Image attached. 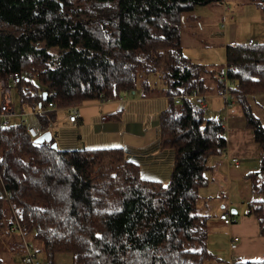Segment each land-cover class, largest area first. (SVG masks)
I'll return each mask as SVG.
<instances>
[{"label": "trees", "instance_id": "1", "mask_svg": "<svg viewBox=\"0 0 264 264\" xmlns=\"http://www.w3.org/2000/svg\"><path fill=\"white\" fill-rule=\"evenodd\" d=\"M225 1L0 0V81L18 75L19 103L31 109L40 104L41 128L54 119L55 111L46 110L49 101L66 109L132 92L169 99L159 113V145L174 151L166 183L143 179L118 148L54 149L53 137L33 140L24 124L0 126V177L13 195L10 203L0 199V225L7 232L18 220L26 237L42 242L45 264H55L57 254H70L72 264L213 259L207 247L211 204L200 190L211 161L226 150L225 127L206 118L194 101L176 103L175 97L192 91L222 95L226 84L228 103L238 105L243 127L259 146V170L246 175L257 197L245 215L256 218L264 236V124L250 103L264 94V42L226 45L223 79L221 68L192 62L181 45L182 26L198 19L191 11ZM243 1L258 5L264 17V0ZM156 73L161 88L149 81ZM49 91L54 95L42 100ZM22 248L20 240L13 252Z\"/></svg>", "mask_w": 264, "mask_h": 264}, {"label": "crops", "instance_id": "2", "mask_svg": "<svg viewBox=\"0 0 264 264\" xmlns=\"http://www.w3.org/2000/svg\"><path fill=\"white\" fill-rule=\"evenodd\" d=\"M221 10L223 16L226 13L222 24L226 38L227 35L229 36L228 29H230L227 24L235 22V17L232 14V8L227 11L230 14H227L222 7ZM231 28H233L232 25ZM13 91L16 92V89ZM203 95L206 100V105L202 107L204 110L218 109V102L222 101L221 94ZM250 99L254 114L264 124V94H255ZM231 103L232 106L230 105L231 107L225 111L224 119H222L223 105L220 115L216 117L225 127L226 150L211 161L210 169L205 173L208 183L206 188L200 190V196L204 200L209 201L220 197L217 204H211L209 229H214L216 225L227 226L219 219L221 213L225 211L235 213L232 217L235 221L230 224L229 244L227 241L226 249H230L231 239L237 237L239 240L227 256L220 254L228 264L234 260H264V236L259 234L256 218L245 215L247 210L245 203L252 199L251 184L249 180H246V175L259 170L260 150L254 141L252 131L243 127L239 111H234L235 101ZM253 103L261 108L258 110L261 114L254 109L256 105L254 106ZM168 104L169 99L163 94L142 96L133 92L108 101L86 100L77 105L79 115L74 123L68 121L67 108L51 110L46 107L48 111H55L54 119L49 122L46 129L51 132L57 148L61 150L118 148L126 161L139 167L140 176L143 179L166 183L172 171L174 151L170 148H161L159 145V113L166 109ZM27 108L29 110L26 112ZM26 109L12 116L20 120V123L16 125L26 126V114L41 110L40 104L35 109L26 105ZM117 112H119V118H110ZM10 118L8 126L15 125L11 124ZM232 158L238 160L237 166L232 163ZM232 183L240 186L238 197L232 195ZM213 243L216 242L212 238L210 243H207V247L215 257L218 250H215Z\"/></svg>", "mask_w": 264, "mask_h": 264}, {"label": "rangeland", "instance_id": "3", "mask_svg": "<svg viewBox=\"0 0 264 264\" xmlns=\"http://www.w3.org/2000/svg\"><path fill=\"white\" fill-rule=\"evenodd\" d=\"M225 3L228 4L229 8H232V14H234L235 17V22L227 24L230 29H228L229 36L227 35L226 38L224 37L225 28L222 25L224 16L226 17V13L224 16L222 15L221 7L223 9V5H203L196 7L191 13L198 18L197 21L187 22L181 28V45L185 56L194 63L207 65L214 70L225 68V46L228 45L230 41L236 40L241 44L246 43L249 37H253L257 43L264 42V17L261 8L255 3L245 2L243 0H226ZM227 14H230V12H227ZM231 25L233 28H231ZM148 78L153 87H162L159 74H151ZM226 87L228 88L227 84ZM1 98L2 95L0 91V101ZM13 98L17 113L21 112L22 109H26V105H21L19 103L15 91H13ZM224 99L225 97L222 96L223 103L222 101L218 102V109L212 110L206 108L204 110V116L206 118H216L220 115L223 105L222 112H224V114L222 113V119H224L226 109L231 107L225 103L226 100ZM253 105L255 106L256 104L253 103ZM233 109L234 111H239L236 103ZM254 109L258 111L261 108L256 105ZM28 110L27 108L25 111L27 112ZM258 113L261 114L259 111ZM10 122L16 125L20 123V120L12 117L10 118ZM239 193L240 186L232 183V195L234 194L235 197H238ZM210 196L212 197L214 195ZM256 197V193L254 195L252 194V198ZM219 200L220 197L213 198L210 199L208 203L217 204ZM246 206L247 203H245V207ZM230 227V225L225 227H218V225H216L214 229L210 228L208 242L210 243L212 238L214 239L217 244L213 243V247L215 250H218V253L213 259L205 261L204 264H228V262L226 263L225 260L221 258L222 255L220 254L227 256V253L230 251L228 247V250L226 249V242L228 241L229 244L228 237H230ZM4 228L5 227L0 225V258L4 264H22L19 252H13L15 249L20 248V239L15 234L9 231L6 232ZM27 238L32 242L38 257L46 262V256L42 250V242L30 235H28ZM55 264H72L70 254L55 255Z\"/></svg>", "mask_w": 264, "mask_h": 264}, {"label": "built area", "instance_id": "4", "mask_svg": "<svg viewBox=\"0 0 264 264\" xmlns=\"http://www.w3.org/2000/svg\"><path fill=\"white\" fill-rule=\"evenodd\" d=\"M223 9L225 12L230 10L228 4H226L225 2L223 3ZM237 43L238 41L232 40L229 42L228 45L236 46ZM246 44L249 46L251 45L255 46L258 43L253 38H249L246 41ZM225 75H226V68H221L219 70L220 78L222 79L225 78ZM17 84H18V75L16 74L10 75L7 81H4V80L0 81V91L2 95V98L0 101V126L1 127L8 126L9 118L14 115H17L16 110H15L14 98L12 96V91L16 89ZM53 95L54 93L52 91H49L48 93L46 92V96L52 97ZM222 96H224L226 100L230 96L226 87L222 89ZM182 98H188L194 101L196 104H198L201 107H204L206 105L205 95L195 92V91H192L191 93H187L181 96H176L175 102L179 103L180 99ZM227 104L228 106H230V103H228V100H227ZM47 108L51 110L58 109L56 105L51 101L48 102ZM67 109L69 111L67 114L68 121L71 123H74L79 115V106L74 105V106L68 107ZM40 112L41 110H37V111H30L26 114L27 116L26 131H27V134L32 139H36L43 132L47 131L46 128L45 129L41 128V125L39 123L38 114ZM232 163L237 166L238 160L236 158H232ZM12 198H13V195H12L11 190L5 186L2 178L0 177V199L10 203L12 201ZM219 219L225 225H230L235 221L234 218H232L227 211L221 213L219 215ZM9 232L12 234H15L21 240L23 248L19 252V256H20V260L22 264H45V262L38 257L37 252L35 251L32 243L26 237V233L23 227L21 226V223L18 220L13 221V223L9 227ZM237 240H238L237 237H234L233 239H231L230 249H234L236 247Z\"/></svg>", "mask_w": 264, "mask_h": 264}, {"label": "water", "instance_id": "5", "mask_svg": "<svg viewBox=\"0 0 264 264\" xmlns=\"http://www.w3.org/2000/svg\"><path fill=\"white\" fill-rule=\"evenodd\" d=\"M42 98H43V100L46 99V92H43ZM51 138H52L51 132L50 131H45L40 136H38L35 140L38 141V142H44V141H50ZM51 147L56 149L57 148L56 143L53 142Z\"/></svg>", "mask_w": 264, "mask_h": 264}]
</instances>
